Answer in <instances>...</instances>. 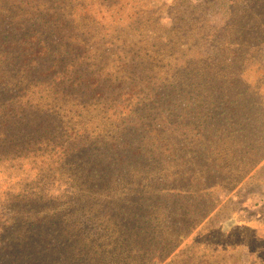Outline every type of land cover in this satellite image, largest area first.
<instances>
[{"label":"rangeland","instance_id":"1","mask_svg":"<svg viewBox=\"0 0 264 264\" xmlns=\"http://www.w3.org/2000/svg\"><path fill=\"white\" fill-rule=\"evenodd\" d=\"M255 1L0 0V29L19 38L35 29L51 51L45 63L6 69L0 88V132L12 140L0 149V264H264V36L240 51L243 81L256 96L213 99L227 137L211 143L213 155L202 153L201 178L183 176L180 188L191 192L177 198L178 209H163L155 194L135 228L119 221V203L134 206L136 192L184 169L179 155L169 164L154 156L164 172L149 177L122 168L124 145L145 135L154 142L156 132L165 145L181 131V110L209 118L212 100L194 97L210 69L225 75L216 85L229 87L219 52L224 41L253 32L252 24L243 28ZM37 4L38 15L29 8ZM52 65L57 75L73 72L64 99L57 94L64 87L55 93V77L43 75ZM236 131L244 132L232 138ZM147 139L135 147L146 148ZM131 237L141 239L138 248Z\"/></svg>","mask_w":264,"mask_h":264},{"label":"trees","instance_id":"2","mask_svg":"<svg viewBox=\"0 0 264 264\" xmlns=\"http://www.w3.org/2000/svg\"><path fill=\"white\" fill-rule=\"evenodd\" d=\"M255 2H254L255 4L251 7L250 11H248V14L250 16L249 18L250 21L248 23L245 22L244 24L246 25L243 28V29H246L248 28L250 24H252L254 33L251 32L249 35L247 34L244 35V33L243 34L241 33L239 34L240 36L238 35V38L229 39L227 41H224L223 45L226 48L219 52L221 54L220 57L224 56L223 58L225 59V63L226 64L227 62L229 63L227 64L228 67H226V65L223 66L224 69L228 68L231 71L229 74L230 75L229 77L231 78L232 81L229 87L225 86L224 85L225 83L221 81L222 79L224 80L225 75H221L218 73H212V69H210L209 71H207V73H209V77L203 80V83L206 85V87L201 88V90L197 91V92H201L200 96L194 97V98L199 97L201 99L205 97H209L212 100V102H210V105H209L210 107H212V109L210 111L209 110L207 111V114L210 115L209 118L207 117L198 118L196 117V115L193 114L192 111L186 114V111L181 110L179 112V115L177 116L178 120H180L178 125L180 126L181 131L180 132L178 131L179 134H177L178 132L172 134L173 140L172 139L170 140L173 141V143L170 146H168V144L170 143L169 142L170 140H168L166 144L164 145L163 143H165V140L160 138V135L162 133H157V132L153 133V139L155 140L154 142H152V140L148 138L149 137L148 135L140 137L139 140L134 138L136 139V140H133L135 146L142 145L144 143V140L148 138L146 143H149V144H146L147 145L146 148H143V147L136 148L135 146L132 147L128 143L124 145V148H125L124 151L122 152V154H119V166H121L122 168H126V169L128 168L129 170L133 169L132 171H134L135 173L138 172V173H141L142 175L148 174V177H149L150 175L154 173L155 170H160V168L162 170L161 172L162 173L164 172V168L158 166V163L169 164L170 158L172 157L176 158L179 155L178 156L179 158L182 156V161H180V164H177V165H179L180 168H184V169L181 171L178 170L174 173L169 172L167 174H162L155 181L151 180L153 181V183L154 182L157 183L156 188H154L153 190H151V188L145 191L143 190L144 192L142 191L136 192L139 198H137L136 201L134 202L135 203L134 206L130 204L128 201L125 202L126 204H128V206H126L125 204H122L121 206V204L119 203V206H120L119 210L125 211V214H121V218L119 220L121 221L120 224L124 225L122 226L123 228L131 225L132 226L131 228L133 229L136 227L137 223H140L142 221V220H139L138 217L140 214L146 213V210H148L147 209L148 207H151L152 203L150 204L148 202V199L149 197H152V196L154 198L155 194H156L155 196L157 200L156 202L158 203L159 201V205L160 207L163 206V209L170 210L172 204L173 206L175 205V207H177L178 209V206H176L175 204L177 202V198H183L186 195H188L189 192H191V191L185 190L184 188H180L182 187L180 185H181V181L183 180V176L184 175L186 176L189 173V175L191 176L196 175L201 178L200 172L199 171L195 172V169L201 166L203 161L207 159L208 157V156L205 157L204 156L205 154H202V153L205 152L206 154L210 153L209 155H213L215 153V150H212V146L222 141L223 138L227 137V136H224V133H225L224 131H222V133L220 132V128L222 127L221 124L223 120L224 122H226L225 119L223 120L221 119L223 116V112L219 113L218 115L216 114L214 115L213 113V112L223 111L222 109H220V111L218 110V107H216L215 105L216 102L215 100H213L214 98L223 97L227 95L229 91L236 93L237 96L245 95L249 97L250 99L253 96L254 97L256 96V93L251 92L247 84L243 81V75L245 72L244 70H242L243 64L241 61H244V60H242L243 58L242 56H240V51L244 53L247 48L254 47V46H251L252 44L250 41H254V42L260 41L261 40L260 36H264V2L262 3V5H260L259 0H256ZM17 3H20V2H17ZM23 4H25V6H28L29 3L26 1L20 3V5H23ZM40 5L41 4L33 5L29 8L32 10V13H36L38 15L37 11L41 7ZM11 8H16V5H12L10 7V10ZM19 12H23V10H19ZM28 14L29 13L27 12V10H25L23 13V15L25 16H27ZM58 14L59 12L56 11L53 16H58ZM30 21L31 23H34L36 19H33L32 17V20ZM9 25L10 24L8 23V26ZM24 26H26V24ZM22 31H24V33H26L27 36H23L19 38V37H10L11 32H7L6 29L4 28L3 30L0 29V88H2V85L5 87L7 85L5 82H3L4 79L9 75V73L6 72V69H10L11 67L16 68L17 66L24 65L25 63L29 65L30 67H32L35 59H37V62L40 65L41 62L45 63L44 62L45 57H48L51 54V51L49 50V48L46 47L48 45H46L39 38V34L35 31V29L30 31L28 30V28L27 29L23 28ZM29 32H31L32 34H30ZM231 47H234L235 50L230 51L231 55L227 56L229 52L228 48H231ZM217 63L218 62H216V64ZM31 71L32 69H29L27 71L28 77H30ZM45 71L46 72H44L43 75L46 76L48 73H50L55 77L50 89L56 93V89H59L60 87H64L57 94H60V97L62 99L66 98L67 93H69V91H72L73 87L71 86V84L70 85L67 84L68 86L63 85V81L65 80L66 77L72 76L73 72L69 73L68 71H65L62 74L57 75V72L54 69V65H52L51 68H48ZM75 78L73 79L75 80ZM216 78L221 79L218 85H216L215 83L217 82L214 81L216 80ZM77 79L80 80L81 77H78ZM205 85L202 84L200 86L204 87ZM238 86H241L242 88L238 89ZM3 90H6V89L4 88ZM239 91H243V92H239ZM3 95L4 97H7L6 94H3ZM194 98L192 99L194 100ZM254 104L255 103H252V102L249 103L250 107H253ZM221 105L222 104L220 103L219 107ZM177 107H179V104L175 106V108ZM3 112H6V111L3 110ZM3 117L4 116H0V118H3ZM228 121L231 122V119ZM6 126H7L6 121H4L1 124V128H5ZM190 127H194V129H190ZM199 127H202V128L198 129ZM240 132H244V131L234 132L232 134V138ZM7 134L8 132H0V149L1 147L10 148L9 146L6 147L7 145L6 143H11L12 141V140L7 141ZM245 138L246 137L244 136L240 138V142L242 145L244 144L243 139ZM233 140H235L237 144H240V142H237L235 138ZM15 143H18V142L15 141ZM211 143L213 145H211ZM151 144L152 146H150ZM174 145H177L178 147L175 148ZM204 146H207V149L205 151L202 150ZM247 147L248 145L244 146V148H247ZM68 151H70V153L75 152V150H72V148L68 149ZM71 155L72 154L66 156V159L69 160L71 158ZM154 156H160V157L163 156L162 159H157L158 160L157 165L154 163L155 160L152 161ZM125 163L127 164L125 165V167H123ZM207 166L208 165H206V162L204 161L203 167L207 169ZM210 173H214V172L208 171L204 173V175H209ZM169 181H171V183L173 184L167 185L166 182H169ZM152 191H153V194H151L150 196L147 195L149 194V192H152ZM199 191L201 192V190ZM142 196H146V198L143 199ZM143 205H146V206L142 207ZM85 239H88V237L85 236ZM128 240L130 241V243L132 242L133 249H135V248H138L137 242L140 241L141 239L131 237ZM1 253L2 254L7 253V249Z\"/></svg>","mask_w":264,"mask_h":264},{"label":"water","instance_id":"3","mask_svg":"<svg viewBox=\"0 0 264 264\" xmlns=\"http://www.w3.org/2000/svg\"><path fill=\"white\" fill-rule=\"evenodd\" d=\"M229 226V225H228Z\"/></svg>","mask_w":264,"mask_h":264}]
</instances>
